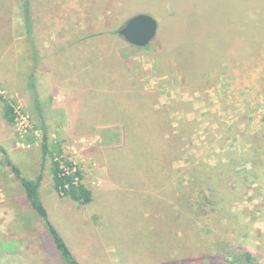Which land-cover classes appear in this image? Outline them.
Listing matches in <instances>:
<instances>
[{
	"label": "rangeland",
	"instance_id": "rangeland-1",
	"mask_svg": "<svg viewBox=\"0 0 264 264\" xmlns=\"http://www.w3.org/2000/svg\"><path fill=\"white\" fill-rule=\"evenodd\" d=\"M25 1L0 0V145L6 150H0V264H66L6 160L34 179L41 171L44 139L61 145L93 190L92 201L85 205L56 193L52 160L46 158L40 198L80 264L169 261L174 243L165 239L168 223L159 213L168 209L164 204L169 198L158 201L156 209L136 203L160 187L148 184L158 181L153 168L162 164L178 194L192 187L207 193L212 184L191 183L195 170L211 173L224 161L231 165L233 195L217 198L229 210L202 214L209 225L201 242H208L214 217L234 231L227 235L233 243L226 247L233 259L237 255L244 261L242 251H250L252 264H264V156L257 152L264 151V76H258L264 74V0H30L39 18L31 31L23 18ZM140 13L152 15L159 24L156 38L145 47L129 44L118 33ZM95 33L98 49L111 44L114 58L132 64L145 86L158 90L150 93L159 105L150 120L139 115L136 95L117 93L113 77L121 73L109 55L88 42ZM32 69L39 105L28 86ZM74 76L91 78L83 105L78 101L79 123L90 111L125 115L136 128L144 120L143 136L153 138V148L145 140L121 143L120 130L96 132L78 126L80 133L73 131L70 109L59 107L68 99L58 93L57 82ZM1 97L12 100L26 120L8 123ZM151 150L156 159L152 164ZM192 196L197 198L196 190ZM214 197L210 203L199 197L196 203L208 210ZM152 222L157 226L149 232Z\"/></svg>",
	"mask_w": 264,
	"mask_h": 264
},
{
	"label": "trees",
	"instance_id": "trees-1",
	"mask_svg": "<svg viewBox=\"0 0 264 264\" xmlns=\"http://www.w3.org/2000/svg\"><path fill=\"white\" fill-rule=\"evenodd\" d=\"M34 14L37 13L33 11L30 0H26L23 3V18L25 21V26L29 29V31L32 30L34 23H37L39 20L38 17H34ZM2 35L0 34V37H2ZM27 36H30V34L28 33ZM236 69L239 72V68L237 67ZM258 76L262 79L264 74H259ZM28 86L31 90V93L33 94V97L35 98V104H41L34 69H32L31 73L29 74ZM1 99L3 101V117L8 123L14 124L18 117L15 103H13L12 100L7 97H1ZM147 119L150 120V116ZM40 128L45 129L43 126H41ZM152 128L154 129V127ZM120 131L123 133L124 137L121 143L126 144L136 142L134 140H137V142H142L145 140L149 143V147L153 148V144L155 143V141H153L152 137H150L149 139L144 138L143 135L145 131L141 126L140 128H133V126L127 125L124 130ZM136 131L142 132V136H137ZM30 140L33 141V139ZM0 150L3 153L6 152L5 148L1 145ZM257 152H259L261 158L264 156V151L262 149H257ZM150 155V157L155 156L152 150L150 152ZM48 156H50L52 160V177L54 188L58 192V194L61 196H68L81 205L90 203L93 199V190L84 183L83 171L79 169V167H77V165L74 164L72 160L66 158L63 155V150L59 143L50 144L47 139L43 140L41 171L34 179L25 178L22 175L21 169L15 163H13L10 158H7L6 160L7 163L11 166L16 177L19 178L21 184L23 185L26 196L31 202L32 207L35 209L36 213L44 220L49 234L53 242L55 243L57 250L60 252L64 262L66 264H80V262L72 254L64 238L51 222L49 213L40 198L39 188L43 179L44 162ZM153 159L156 160L155 157L152 158L151 164L153 163ZM230 166L231 165L229 162L226 163V161H224V163L219 164L215 171H211V173L196 169L194 172L195 180L191 183H195L197 181L199 185L212 184V187L210 185L207 186L210 189L207 193H204L203 190H198L202 189L201 187H197L196 189L192 187L190 191L183 188L181 194H178L172 187H170L171 178L165 176L162 172V164L160 165V163L158 162L155 170L153 168V171L157 174L159 182L152 179L148 184L152 183V186L154 185L160 187L158 188V190L152 188L155 190L152 197H148L149 195L143 194L142 196L138 197L136 203L139 206L145 207L146 209L147 205H150L154 209H156L159 205L158 201L168 200L169 198L168 204H164V206H167L168 209L159 210V213L162 214L163 218L168 223L165 239H171L175 246L173 244V247H170L169 249L170 253L167 254L168 257L166 258L169 259V261L162 262L161 264H252L254 256L250 251H242V249H240L242 251L241 256H243L244 261H241L237 255H235L236 257L234 256V259L231 257V253L229 252H232V250H226V247L228 245L231 246L233 242L230 244L229 241L231 240V236L227 235L233 234L234 231L230 233L229 230L224 229L220 221H213L214 217L211 220L213 224V227L211 228L212 230L207 234L206 237V240H208V242H201L202 231L204 227H206V225H209V223H206L209 221L203 219L202 214H208L209 211L218 213L220 210H229L228 204L219 206L220 199L217 198V195L223 193V195H226L227 198L230 197V195H233V186L231 184V175L229 173ZM73 168L75 169L74 171L72 170ZM148 180L149 177L147 181ZM193 188L196 190L198 195L196 199H193L192 196L195 191ZM201 192L203 193V195L200 194ZM118 194V199L122 200L123 197H121V195L124 194H121V192ZM211 195L215 196L214 200L212 201L211 205H206L207 207H210V209L206 210L204 203H196L199 197L202 198L205 203H210ZM124 199H126L125 196ZM173 221L175 222L174 225ZM200 222H202L203 224ZM156 226L157 223H150L148 231H155ZM182 229L185 230L182 231ZM179 232H182L181 236L179 235ZM212 232H216V234L213 233V235H211ZM211 241L212 243H210ZM229 249H231V247H229ZM124 259L126 261H130V258ZM159 261H161V259L158 258V262ZM144 264H153V261H150L149 258Z\"/></svg>",
	"mask_w": 264,
	"mask_h": 264
},
{
	"label": "crops",
	"instance_id": "crops-1",
	"mask_svg": "<svg viewBox=\"0 0 264 264\" xmlns=\"http://www.w3.org/2000/svg\"><path fill=\"white\" fill-rule=\"evenodd\" d=\"M98 37H99V34H95V35L88 37L87 39H88V42L89 41H90V43L93 42L92 43L93 48L101 51L102 53L105 52L106 56L109 55L111 57L110 61L116 64L115 70L120 71V73H121L120 76L113 77V80H115L114 82L117 85H119V86L116 85L117 93L118 92H119V94H121V93L127 94L128 93V94H133V96L136 95L138 97V100H141L139 103L140 107L138 109V110H140L139 115H141L143 119L145 117H147L148 114L151 117L150 113H152L154 109L155 110L159 109L158 108L159 105H157L153 102L152 98L154 96H152V98L150 96V93L151 92L153 93L156 90L153 89L154 87L150 88V87L145 86V79L138 75V72L135 69H133L132 64H131V66H132L131 67L130 65H128V63H126V61L119 59L118 57L114 58V51H113V47L111 44H109V47H108L109 49L104 48V46H101L98 49V47H97ZM81 42H83V40ZM91 64L92 63H90L89 65H91ZM86 66L84 65L83 70L85 69ZM90 82H91L90 77H82V76L75 77L74 76V78H72V79H70L68 77L58 78V82H57L58 91H59L58 93L63 94L64 100L68 99L67 103H61L62 105L60 104L59 107H64L66 109L67 108L70 109V116L72 118V122H71L72 124L70 123V125L73 126V128H72L73 131L80 133V131H81L80 127L86 129L87 131H96V132L97 131L98 132L107 131V130L108 131L124 130L127 125L129 126V124L127 122V118L124 117L125 115L104 114V113H96L94 111H90L89 113L83 115L86 118H84L82 120V123H79L80 122L79 121L80 114L77 110V106L79 103L78 101L81 100L80 102L83 105V100H84V98H86L85 94L89 90V83ZM38 86L39 85H37V89L39 91ZM129 108H131V106ZM143 125H144V120H143ZM143 125H141L142 128H144ZM78 126H80V127H78ZM133 128H135V127H133ZM154 129H155V127H154ZM100 142H102V141H100ZM73 163H74V161H73ZM107 170L109 172L108 167H107ZM107 178H108V176H107ZM43 180H44V173H43L42 182H43ZM42 182H41V185L39 188L40 193L43 190ZM56 193H58V192L56 191Z\"/></svg>",
	"mask_w": 264,
	"mask_h": 264
},
{
	"label": "water",
	"instance_id": "water-1",
	"mask_svg": "<svg viewBox=\"0 0 264 264\" xmlns=\"http://www.w3.org/2000/svg\"><path fill=\"white\" fill-rule=\"evenodd\" d=\"M158 27L159 24L155 17L140 13L128 19L118 33L129 44L145 47L156 38Z\"/></svg>",
	"mask_w": 264,
	"mask_h": 264
},
{
	"label": "built area",
	"instance_id": "built-area-1",
	"mask_svg": "<svg viewBox=\"0 0 264 264\" xmlns=\"http://www.w3.org/2000/svg\"><path fill=\"white\" fill-rule=\"evenodd\" d=\"M19 117H20L21 119H23V121L26 120V118L23 117V115H21L20 112H18V117H17V118H19ZM25 123H26V121H25ZM72 170L74 171L75 169L73 168Z\"/></svg>",
	"mask_w": 264,
	"mask_h": 264
}]
</instances>
